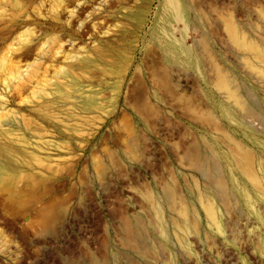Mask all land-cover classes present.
Returning a JSON list of instances; mask_svg holds the SVG:
<instances>
[{"label":"rangeland","instance_id":"1","mask_svg":"<svg viewBox=\"0 0 264 264\" xmlns=\"http://www.w3.org/2000/svg\"><path fill=\"white\" fill-rule=\"evenodd\" d=\"M160 2L0 0V165L12 177L0 182V264H264V202L224 159L245 165L248 154L264 180V78L219 20L264 30V0H188L197 23L186 34L179 24L176 37L197 49L201 74L166 64L152 43ZM215 66L250 102L242 118L253 133L215 109L229 104ZM198 149L217 161L222 194L194 172ZM164 190L173 207L155 218L149 197ZM180 209L193 227L182 241Z\"/></svg>","mask_w":264,"mask_h":264},{"label":"bare ground","instance_id":"2","mask_svg":"<svg viewBox=\"0 0 264 264\" xmlns=\"http://www.w3.org/2000/svg\"><path fill=\"white\" fill-rule=\"evenodd\" d=\"M246 4L247 3H244L245 7ZM244 10H246L245 12H247L246 8H244ZM257 17L264 24V11L262 9L258 11ZM219 20L223 32L228 37L229 45L235 51L241 54L244 59L245 66L250 71L264 78V30H259L260 26H257V28L255 29L253 27L251 29L249 28L248 31L246 29L244 30L238 24L233 15L229 13L222 14ZM193 23H197V19L188 0H161L155 13V19L151 27V41L154 45L157 46V48H159L166 64L179 65L184 67L188 66L201 74L203 59L197 53V49L195 50L191 47L186 46L182 39L176 37L179 24H181L182 26V28L180 29L181 33L186 34L193 30ZM254 35H256L257 39L252 37ZM203 41L201 42V47L204 51L207 50L208 52V45H206V43ZM214 87L217 91L224 94L229 101V104H227L226 102L222 103L217 101L215 109L217 110V112H219L221 117L233 128H238L240 130L253 133L250 127L247 126V124L244 122L242 113H246L247 115L254 114V112L252 111L250 102L244 97L243 92L237 83V80L232 77L228 71L225 72L221 67L215 66ZM188 158L192 163L194 172H198L199 174L208 176L212 182V185L219 190V193L223 189H225L224 182L220 179L219 176L216 175V172L219 169L216 170L215 166L218 163L216 160V162L214 161L212 155L211 157L206 156L204 155L203 151L198 149L195 153L189 154ZM224 159L229 162L230 171L232 165L240 166L239 170L241 172V175L243 176V179L247 184H249L254 195H256L260 200L264 202V180L263 178H260L257 173L255 174V171H253L255 169H252L253 164H251V157L248 154L244 156L242 162L245 165H238L240 161H238V158L233 154L226 155ZM8 179H12L11 175L6 170V167L0 165V182ZM236 179H234L233 177L231 179L234 187H238V182L236 181ZM242 191L244 195V202H246V204L249 206V209L251 208L252 213L256 214L255 212H253V205L250 204L251 193L247 192L245 189H242ZM223 193V195H226L225 190ZM161 199L162 201L159 199V197H156L154 195L149 197L151 207L156 213V216L154 215L155 218L157 217V215H160L159 213H161L163 207L166 209H171L173 207L174 197L170 191L164 190ZM226 201L228 202V200ZM197 203L199 204V206H201L203 212L205 213L209 225L215 228L216 232L220 236L223 235L224 231L220 224L218 212L211 204V202L207 201L204 194H198ZM179 215L182 224L181 226L176 227L178 231L176 234L182 241V238L186 237L188 232H190L191 228L193 227L187 220L186 212H183V210H181ZM163 233L164 231L162 232V234Z\"/></svg>","mask_w":264,"mask_h":264}]
</instances>
